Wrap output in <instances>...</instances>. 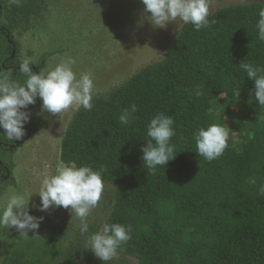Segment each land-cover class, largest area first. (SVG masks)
Instances as JSON below:
<instances>
[{
	"label": "trees",
	"instance_id": "16d2710c",
	"mask_svg": "<svg viewBox=\"0 0 264 264\" xmlns=\"http://www.w3.org/2000/svg\"><path fill=\"white\" fill-rule=\"evenodd\" d=\"M263 3L224 7L209 15L210 25L183 27L166 56L148 65L119 89L92 100L74 115L62 140L61 161L103 170L104 184L114 187L106 224L131 225V239L118 252L138 264H264V196L247 183H264V108L254 96V81L238 66L264 67V42L257 37ZM0 0V20L3 12ZM20 46L10 25L0 21V72L20 77ZM39 74L43 65H30ZM203 95H197V89ZM222 94V95H221ZM135 104L129 124L119 122ZM41 100L21 140L10 141L0 128V190L16 184L14 155L25 141L46 129ZM237 106L230 129L238 142L227 145L211 162L196 152L194 133L216 123L226 127L224 109ZM174 119L175 160L144 166L141 149L147 125L158 113ZM240 115L247 120L238 123ZM87 259L102 264L86 250ZM58 256V250L51 257ZM6 264H74L60 256L44 262L23 250Z\"/></svg>",
	"mask_w": 264,
	"mask_h": 264
},
{
	"label": "rangeland",
	"instance_id": "374dc122",
	"mask_svg": "<svg viewBox=\"0 0 264 264\" xmlns=\"http://www.w3.org/2000/svg\"><path fill=\"white\" fill-rule=\"evenodd\" d=\"M252 2L264 4V0H211L210 15L224 7ZM3 5L0 21L12 27L21 61L29 56L34 65L45 68L61 58H74L77 76L87 72L94 80L93 99L107 96L148 65L161 61L185 26L178 28L173 22L166 28L154 27L145 17L141 0H3ZM79 108L74 105L61 116L44 113L47 128L32 134L14 155L16 184L0 190V206L6 202L9 188L27 189L33 194L29 213L43 217V221L38 230L28 233L29 237L20 236L15 228L0 227L2 264L21 250L44 262L62 255L72 257L74 264H94L86 257L85 236L79 231V219L73 216L72 220L70 208L41 212L34 207L40 205L36 193L44 176L54 174L60 165L67 166L61 161L62 140ZM224 111L227 145H231L238 142L229 128L231 114H237L239 108ZM247 119L240 115L237 121L240 124ZM105 192L107 201L102 198L88 218L89 233L106 224L111 214L114 187L105 184ZM56 250L58 256L51 257ZM108 264L138 261L117 253Z\"/></svg>",
	"mask_w": 264,
	"mask_h": 264
},
{
	"label": "clouds",
	"instance_id": "9594fccd",
	"mask_svg": "<svg viewBox=\"0 0 264 264\" xmlns=\"http://www.w3.org/2000/svg\"><path fill=\"white\" fill-rule=\"evenodd\" d=\"M141 3L145 6L143 12L146 19L154 27L166 28L174 22L178 28L191 24L196 31H200L210 25L211 0H141ZM258 16L256 38L264 42V6L259 8ZM75 63L72 57L61 58L54 66L47 65L37 74L30 67L34 64L32 57L25 56L19 64L23 83L19 82V78L14 79L0 72V128L8 140H21L24 137L25 125L32 115L27 109L35 105L37 98L42 101L37 115L49 113L61 116L74 105L91 111L94 80L87 72L77 76L73 70ZM238 68L254 81L255 99L264 108V67L242 61ZM196 94L204 93L198 88ZM136 111L135 104L130 109H123L119 122L129 124ZM173 126L174 119L163 112L155 115L147 125L146 134L149 139L141 151L144 166L152 174H155L158 166H167L169 161L177 157L176 146L171 143L175 135ZM228 134L229 130L221 124L212 123L206 128L200 127L193 134L195 153L209 162L218 159L227 147ZM247 183L256 187L259 196H264V183L258 184L254 177H249ZM36 194L40 197V205L34 206L38 211L46 212L61 206L70 208L72 220L73 216L79 219L78 228L81 235L85 236V249L90 250L104 264L112 261L118 249L131 239L132 226L120 223L104 224L99 230L89 233V216L102 198L107 201L102 169L94 170L89 165H60L54 174L44 176ZM32 197L33 194L27 189L18 191L9 188L6 202L0 206V227L15 228L23 237H29V232L38 230L43 217L29 213L28 206Z\"/></svg>",
	"mask_w": 264,
	"mask_h": 264
}]
</instances>
